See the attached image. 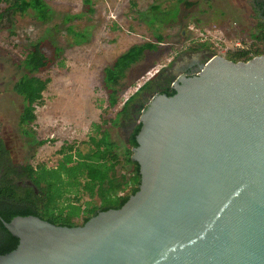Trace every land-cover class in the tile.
Returning a JSON list of instances; mask_svg holds the SVG:
<instances>
[{
	"label": "water",
	"instance_id": "obj_1",
	"mask_svg": "<svg viewBox=\"0 0 264 264\" xmlns=\"http://www.w3.org/2000/svg\"><path fill=\"white\" fill-rule=\"evenodd\" d=\"M173 89L139 117L138 190L73 227L0 217L18 239L0 264H264V54L214 55Z\"/></svg>",
	"mask_w": 264,
	"mask_h": 264
},
{
	"label": "rangeland",
	"instance_id": "obj_2",
	"mask_svg": "<svg viewBox=\"0 0 264 264\" xmlns=\"http://www.w3.org/2000/svg\"><path fill=\"white\" fill-rule=\"evenodd\" d=\"M52 8V20L44 23L32 20L29 13L24 16L20 13H7L12 25H0V125L3 123L10 127L11 138L17 137L14 148V161L20 165L24 177L30 181L25 170L21 166L18 157L28 149L37 151L48 140L49 127L38 130L37 121L33 124L23 125V129L30 130L32 136L25 140L18 128V118L23 103L22 98L13 91L14 84L23 71V60L26 51L24 47L38 41L46 29L53 24L59 23L66 14L71 15V22L59 26V38L64 41L65 35L73 38L70 34L71 24L85 26L91 20L92 5L97 0H46ZM96 1V2H95ZM106 1V0H105ZM110 10L114 14L122 11L120 17L111 20L110 28L114 37L112 50L107 56L106 64L102 68V75L94 85L87 91L83 100L82 109L76 116L73 124L65 130L66 144L63 147L66 154L65 162L60 174L54 184L53 196L59 195L56 200L58 213H70L77 223L82 221L89 207L98 205L100 199L90 198L85 194L79 184L81 177L74 174L72 168L84 160L83 155L91 148L90 143L82 144L90 136L100 137L105 129L115 142L114 148L121 162L117 166L119 173H128L132 165L126 160L130 148L126 144L128 133L120 124H113V119L120 110L124 101L127 100L147 80L151 79L161 69L170 65L175 67V74L182 75L185 71L183 65L192 59L202 63L201 67L214 55L222 56L232 61L246 60L243 54L237 53L238 49H258L264 52V19L252 8V0H189L195 3L190 11L182 9L178 18L172 23L152 24V18L148 15V6L158 3L161 9L170 6L174 0H109ZM87 3L89 8H87ZM133 5V7H130ZM114 21V22H113ZM16 34L10 36V32ZM160 33L164 39L156 51L145 52L143 56L129 67L120 85L116 86L119 91L117 104L108 114L104 115L103 109L108 105L110 94L104 87V83L110 75L113 58L117 54L126 51L133 44H142L146 41H154V35ZM111 36V37H112ZM74 39V38H73ZM50 54V48H47ZM66 51V50H65ZM64 51L67 57L66 65L56 78L59 81L65 72L68 76L76 74L70 70L68 63L69 53ZM202 55V56H201ZM204 59V62L202 61ZM200 67V68H201ZM55 64L52 70L54 75L58 70ZM67 70V71H66ZM55 80V81H56ZM54 81V82H55ZM52 83L55 84V83ZM50 89L45 92L47 96ZM120 87V89H119ZM148 101L150 96H146ZM41 112V111H40ZM39 113V112H38ZM37 119V118H36ZM4 121L2 123V121ZM35 128L37 130H35ZM22 137V140L19 138ZM49 148L57 142L52 139ZM48 148V149H49ZM60 149L55 147L52 151ZM48 151L49 153L52 152ZM50 157H40L38 166L46 165ZM94 163V160H90ZM98 163V162H95ZM28 177V178H27ZM32 189V188H31ZM130 185L124 187V193L129 192ZM34 196V195H33ZM39 202L50 203V200L37 198Z\"/></svg>",
	"mask_w": 264,
	"mask_h": 264
},
{
	"label": "trees",
	"instance_id": "obj_3",
	"mask_svg": "<svg viewBox=\"0 0 264 264\" xmlns=\"http://www.w3.org/2000/svg\"><path fill=\"white\" fill-rule=\"evenodd\" d=\"M89 4L92 3H87V8H89ZM193 6L195 3L189 0H174L165 9H161L158 3H152L148 6V15L152 18V24L172 23L178 18L182 9L190 11ZM7 13L11 15L21 13L24 16L31 13L32 20L44 23L52 20V8L46 0H0V25H12ZM71 17V15L66 14L59 23L47 28L45 34L39 37L38 41L32 43L30 47H24L26 53L22 61L23 71L14 84L13 91L23 100V111L19 115V124L26 141L32 136V132L23 129V125L33 123L36 120L38 112L45 102V92L50 89V85L56 80L61 72V67L66 62L67 57L64 55V51L71 53L76 46L75 39L68 35H65L63 42L59 38V26L71 22ZM9 34L14 36L16 33L11 31ZM163 39L164 37L160 33L155 34L154 41L133 44L126 51L113 58L110 72L113 77L111 79L109 76L103 84L110 94L108 105L103 109V116L108 114L117 104V96L120 90L116 86L120 85L124 79L127 69L138 62L145 52L156 51ZM47 48H50V54L47 53ZM237 53L243 54L246 60L264 54L263 51L254 48L238 49ZM55 64L58 65V70L53 75L51 68ZM172 80L169 74L162 69L160 77L155 75L147 80L124 101L117 112L113 119L114 125L120 124L123 129L133 126L126 140L129 148L137 146L136 136L140 130L141 122L134 120V116L139 118L141 113L146 110L149 102L146 96L152 98L162 93L168 96L173 95L175 90L169 89ZM81 143H90L91 148L83 155L86 162L74 166L71 172L81 177L79 184L82 191L90 198H99L100 202L86 210L80 223L74 220L72 214L56 211V200L59 195L53 196L48 204L42 203L31 194L30 187H18L11 184L10 181L7 186H0V196L10 199V201L16 200L21 203V206L16 209L5 207V209L0 210L1 219L10 221L15 216L33 215L55 225L73 227L83 225L100 211L120 208L138 190L140 184L139 165L131 160V149L128 150L126 160L130 162L132 168L128 173H119L117 166L120 164L121 158L115 153L116 144L105 129L100 137L90 136L87 140H82ZM90 160L98 163H92ZM10 170H13L12 165H10ZM127 185H130L129 192L120 196L119 193L123 192ZM9 202L4 204H9ZM17 245L18 239L8 232L0 220V254L14 250Z\"/></svg>",
	"mask_w": 264,
	"mask_h": 264
},
{
	"label": "bare ground",
	"instance_id": "obj_4",
	"mask_svg": "<svg viewBox=\"0 0 264 264\" xmlns=\"http://www.w3.org/2000/svg\"><path fill=\"white\" fill-rule=\"evenodd\" d=\"M91 13V20L85 26L78 24L70 26V34L75 39L76 46L69 53L67 65L76 75L71 77L65 72L59 81L54 82L45 98L44 105L39 110L37 119L33 122L37 121L38 130L36 128L35 130L40 131L41 134L44 130L42 128L49 127L51 131L47 132V136H43L48 140H44L37 151L28 149L18 157L30 179L33 195L46 202L53 197L54 184L66 159L63 149L66 144L64 131L73 124L82 109L87 91L94 87L102 75L103 65L106 64L107 56L112 50V40H114L110 31L113 25L111 20L120 17L122 11L112 14L109 0H97L92 5ZM54 138L57 142L49 148L52 143L50 141ZM55 147L60 150L53 152ZM50 150L51 153L48 152ZM50 156L52 158L46 162V165L38 166L40 157Z\"/></svg>",
	"mask_w": 264,
	"mask_h": 264
},
{
	"label": "flooded vegetation",
	"instance_id": "obj_5",
	"mask_svg": "<svg viewBox=\"0 0 264 264\" xmlns=\"http://www.w3.org/2000/svg\"><path fill=\"white\" fill-rule=\"evenodd\" d=\"M251 7L255 8V11L258 13V15L264 19V0H252V6ZM202 61L204 62V59ZM201 65H202V63H200L199 60L192 59L183 65V69L185 70L183 72V74L186 75L187 77L194 76L200 70ZM161 70L158 71V73H156L155 75H159V77H160L161 76ZM164 71L167 72L169 74V77L173 79L171 82V85L169 86V89L171 90V89H173L174 83L179 78V75L177 76L175 74V67H173V65H170L169 67L164 69ZM22 111H23V104L21 105L20 113ZM134 120L138 121L139 118L134 116ZM3 122L4 121H2V123ZM18 122L20 123L19 118H18ZM20 127L21 126L19 124L18 128L20 129L19 130L20 134L23 137ZM132 128H133V126L132 127H125L124 130H126L128 135H129ZM10 130H11L10 127H8V125L6 123L5 124L3 123L2 125H0V186H3V185L7 186L9 184V181H10L11 184L18 186V187H23V188L29 187L26 184V178L24 177L22 169L19 168L20 165L17 164L13 159L14 150H15L14 146H15L16 142L18 141V138L17 137L11 138ZM22 137H20L19 139L22 140ZM128 137L129 136H127V139H128ZM9 159H10V161H9ZM10 165H12L13 170H10ZM30 189H31V187H30ZM17 191L19 192V190H17ZM9 201H10V199H7L5 197L0 196V210L5 209V207L12 208V209L20 208V206H21L20 202H18L16 200H12L10 202ZM7 202H9L10 205L4 204Z\"/></svg>",
	"mask_w": 264,
	"mask_h": 264
},
{
	"label": "built area",
	"instance_id": "obj_6",
	"mask_svg": "<svg viewBox=\"0 0 264 264\" xmlns=\"http://www.w3.org/2000/svg\"><path fill=\"white\" fill-rule=\"evenodd\" d=\"M19 15H20L19 13L16 14L17 17H18ZM123 194H124V192L119 193L120 196H122Z\"/></svg>",
	"mask_w": 264,
	"mask_h": 264
},
{
	"label": "clouds",
	"instance_id": "obj_7",
	"mask_svg": "<svg viewBox=\"0 0 264 264\" xmlns=\"http://www.w3.org/2000/svg\"><path fill=\"white\" fill-rule=\"evenodd\" d=\"M20 14V13H19Z\"/></svg>",
	"mask_w": 264,
	"mask_h": 264
}]
</instances>
